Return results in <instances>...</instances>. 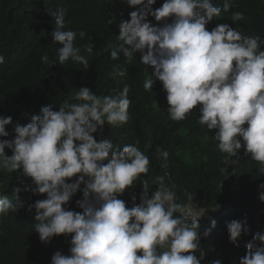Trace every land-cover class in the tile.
Returning <instances> with one entry per match:
<instances>
[{
  "label": "clouds",
  "instance_id": "9594fccd",
  "mask_svg": "<svg viewBox=\"0 0 264 264\" xmlns=\"http://www.w3.org/2000/svg\"><path fill=\"white\" fill-rule=\"evenodd\" d=\"M126 2L130 7L140 6V11L131 12L130 21L119 24L116 43L108 45L111 59L118 60L122 53L131 62L141 53L143 65L154 69L152 76L167 93L170 119L182 121L199 106V123L208 131L216 130L213 139L219 142V150L229 159L241 150L242 139L245 155L259 162L264 173V51L260 50V37L243 35L227 23L207 30L206 25L222 11L211 0H165L156 10L152 8L156 0ZM229 9V0H225L223 11ZM66 11L64 7L47 10L55 23L54 43L61 45L59 64L71 60L87 69L88 60L75 44L77 35L83 39L86 33L65 30ZM149 16L157 22L170 17L173 21L153 26ZM243 19L242 13H232L233 22ZM93 47L89 43L83 51L91 54ZM41 59L48 63L47 55ZM4 62L0 55V65ZM126 74V69L110 73L113 78ZM152 76L144 82L146 91L153 89ZM129 92V86L115 96H98L87 88L74 90L75 103H65L58 111L43 108L26 126H15L13 140L0 142V170L13 173L22 169L34 185H25L23 191L46 194V199L32 205L40 241L71 235V254L57 251L51 264H200L205 256L200 250L199 221L207 227L211 215L197 203L178 202L167 173L154 178L157 187L151 191L148 180L142 179L149 173L150 161L137 144L121 149L110 140L97 142L94 138L105 123H128ZM11 123V117L0 118V137L8 135L5 126ZM6 148L11 156L6 155ZM157 151L167 159V151ZM73 177L78 178L68 182ZM137 181L143 187L140 203L135 204L133 197L134 206L126 207L118 197ZM81 185L83 199L76 204L82 213L67 210L64 206ZM21 191L12 188L14 197ZM260 199L264 201V195ZM20 207L18 198L14 202L0 194V215ZM204 213L207 220L202 222ZM227 229L236 247L242 234L249 233L246 221L233 220ZM210 233L211 228L205 230L204 238ZM245 247L246 255L239 264H264V233L257 232Z\"/></svg>",
  "mask_w": 264,
  "mask_h": 264
},
{
  "label": "trees",
  "instance_id": "16d2710c",
  "mask_svg": "<svg viewBox=\"0 0 264 264\" xmlns=\"http://www.w3.org/2000/svg\"><path fill=\"white\" fill-rule=\"evenodd\" d=\"M164 2L156 0L153 10ZM211 2L222 11L206 25L207 30L227 23L243 35L259 36L260 50L264 51V0H229L228 12L223 11L225 0ZM59 7L67 10L65 30L86 33L83 39L77 35L75 44L88 60L87 69L71 60L59 64L57 50L61 45L54 43L55 23L47 12ZM133 11L139 12L140 6L130 7L126 0H0V55L5 58L0 65V118L12 120L5 126L8 135L0 137V142L13 140L15 126H26L43 108L58 111L65 103H75L74 90L87 88L98 96H115L129 86L128 123L123 126L105 123L93 134L94 138L97 142L110 140L121 149L127 144H137L150 161L149 173L142 179L148 180L151 191L157 187L154 178L167 173V182L175 185L178 202L197 203L199 209L211 215L206 227L211 228V233L207 238L202 235L203 225L199 221L200 250L205 253L200 264H212L215 260L220 264H239L246 255L245 245L257 232L264 233L261 164L245 155L242 139L241 150L228 159L219 150V142L213 139L216 130L208 131L199 123V106L182 121L170 119L167 93L152 76L154 69L143 65L141 53H136L131 62H126L122 53L118 60L111 59L108 45L116 43L119 24L130 21ZM233 12L242 13L244 19L233 22ZM109 20L113 22L108 24ZM172 21L171 17L161 22L148 17V22L158 27ZM89 43L94 45L91 54L83 51ZM44 55L48 56V63L42 61ZM121 69L127 70L125 76L110 75ZM150 76L154 80L153 89L146 91L144 82ZM158 149L169 153L166 160L158 155ZM5 153L12 155L7 148ZM135 183L118 197L129 208L134 206L133 197L135 204L140 203L143 193L140 181ZM25 185L34 187L31 178L23 176L22 169L13 173L0 170V194L14 202L18 198L22 204L16 212L0 215V264H51L57 251L70 255L71 235L53 237L47 243L40 241L34 229L36 210L32 205L47 197L23 191ZM13 187L22 189L17 197L13 196ZM83 187L64 206L67 210L82 213L76 201L83 199ZM233 220L246 221L249 227V233L239 239V247L229 240L227 225Z\"/></svg>",
  "mask_w": 264,
  "mask_h": 264
},
{
  "label": "rangeland",
  "instance_id": "374dc122",
  "mask_svg": "<svg viewBox=\"0 0 264 264\" xmlns=\"http://www.w3.org/2000/svg\"><path fill=\"white\" fill-rule=\"evenodd\" d=\"M202 222H205L207 220V216H205V213L203 215V217L200 219Z\"/></svg>",
  "mask_w": 264,
  "mask_h": 264
},
{
  "label": "water",
  "instance_id": "95a60500",
  "mask_svg": "<svg viewBox=\"0 0 264 264\" xmlns=\"http://www.w3.org/2000/svg\"><path fill=\"white\" fill-rule=\"evenodd\" d=\"M206 230V224L203 223V230H202V235H203V232Z\"/></svg>",
  "mask_w": 264,
  "mask_h": 264
}]
</instances>
